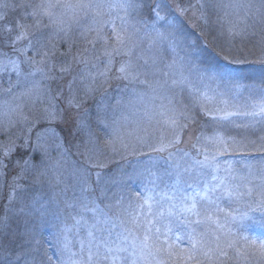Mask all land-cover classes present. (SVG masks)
Listing matches in <instances>:
<instances>
[{
	"label": "snow or ice",
	"instance_id": "snow-or-ice-1",
	"mask_svg": "<svg viewBox=\"0 0 264 264\" xmlns=\"http://www.w3.org/2000/svg\"><path fill=\"white\" fill-rule=\"evenodd\" d=\"M55 6L52 4L33 6L31 16L34 18L35 24L27 25L19 23L17 25L20 31L15 36L12 44L14 51L20 56L25 57L23 61L13 59L7 54H4V58L0 59V73L15 72L17 77H19L21 75L20 64L25 63L31 68L28 76L34 77L37 73L40 74L41 78L32 81V87L26 92L21 93V95H34L35 99L32 101V104L34 107L37 104L39 105L37 114L32 120H29L28 116L23 117L24 121L29 125V131L37 123H51L63 119V112L58 111L56 107V100L59 96L63 95V90L61 89L54 94L51 85L46 83L47 81L57 79L53 71L54 66H50L51 53L43 45L37 47L40 44L39 40L34 42L30 38L33 35L30 32V28H39L43 25L42 16H48L55 23L52 20L50 12L46 10L38 11L37 9ZM63 6L78 8L83 10L85 14L90 13L92 15L94 23L98 27L90 29V31H95L96 37L89 40L88 43L95 45L97 42H101L103 47L102 54L106 57L103 70H98L94 73L90 71L83 73L79 77V85L77 87H73L77 82V77L74 76L68 82V96L65 98L67 108L80 109L87 99L108 82L115 56L123 55L128 57L127 60L120 62L116 70L118 75L114 78L125 80L131 85H143L149 91H137L135 87L132 89L136 97L135 103L143 107V118L137 121V126L140 127L141 123H144V127L142 128L144 134L137 135L136 142L133 144L123 143L122 141L121 146L125 150L130 149L132 152L141 151L142 154L145 147L150 153L167 154L176 179L169 186L168 191L158 193V195L160 196V201L169 202L168 215L171 216L175 210L181 214L187 213L191 216L200 217V206L204 205V212L206 213L204 220L215 224L218 229H223L224 225L220 224L217 219H213L210 211V206L213 205L217 211H222L216 203L217 199H219L217 196L218 192H222L230 199L239 200L247 198L248 207L251 211L260 210L264 212V143L258 145L255 140H237L235 137H227L221 131L225 123L232 124L237 128L243 127L246 129L253 127L257 123H264V67L261 68L259 85L253 86L241 83L245 79L253 78L249 74L250 70L244 68V65L257 63L264 66V37H261L258 42L260 56L255 61L249 60L247 56H232L230 48H222L220 52H217V55L223 53L225 66L217 69L216 76H211L207 79L211 81L219 80V82L225 85L232 86L228 91L234 97L239 95L242 88L247 89V95L244 98L245 102L243 104L230 105V102L223 98L226 95L224 91L217 92L215 89H209V91L214 93V95H209L208 91H201L193 81L184 75L186 64L183 61L186 58H177L176 54L178 49L186 51L190 46L182 36V30L178 22L175 19L166 20V16L162 14L164 9L167 8L166 4L159 2L152 4L149 0H77L76 4H66ZM211 6L212 0H208L207 4L203 0H196V4L190 7L193 9V15H196V11H199V15L196 17L198 20L207 22L205 10ZM236 6L245 7L249 11L254 7L251 3ZM117 9L124 13L123 16L118 17L121 21L119 25L116 24V18L111 15ZM145 9L148 11L147 19L142 18L145 15ZM188 11L189 8L181 7L180 4L176 5L178 16H184ZM133 12L137 14L138 18L134 23H129L127 17ZM106 16L108 17L107 19H105ZM256 17L260 18V22H264V0H260V4L255 6L253 18L255 19ZM2 18L0 17V19ZM149 20L152 22L148 23ZM165 20L167 27L161 31L157 28V23ZM43 26L47 27V25ZM109 26L111 27V36L104 31ZM7 30L10 31V29ZM61 31H64L63 28H60L56 35L59 36V32ZM141 31H143L145 36L155 34V38L151 40L150 49L153 45H157L158 41L167 42L169 49L173 53L172 60L165 63L163 67H160L161 58L155 53L146 55L143 50H141L140 54L135 55L134 58V52L140 47V43L143 40V37L140 36ZM228 34L230 40H234L237 37L247 36L249 33L246 29L237 30L236 26L233 25L228 29ZM251 35H255V32H252ZM22 41H27V44L23 47H15L18 42ZM30 50L32 51V55L28 56ZM84 52H88V49L85 48ZM75 59L77 63H83L85 66L91 63L83 55ZM140 60H143V64L138 63ZM92 67H96V65L92 64ZM59 72L62 76L70 73L71 65H61ZM169 80L171 81L170 83ZM197 80L200 83H205V77L202 74L197 76ZM177 87H186L192 91L195 103L200 106L203 114L213 121L211 134L201 132L195 136L192 143L195 155L179 147L183 143V133L195 122L191 112L189 110L177 109L172 105L170 97L162 95V93ZM205 87H207L206 84ZM7 91L11 92V86ZM218 97H220L219 100H217ZM165 98L168 99V105L162 103L157 108L151 107L152 101ZM220 105L223 106L221 107ZM17 107L19 108V106ZM13 111H16V109H13ZM232 117L250 119L247 123L241 124L231 119ZM153 122L159 128L153 126L150 130L149 126H152ZM9 126H12L11 121H9ZM86 127L88 125L85 121H77L78 129ZM156 131H160L159 136L155 135ZM46 135H48L47 131L37 133L35 147L33 148V151H41L42 159L39 165L34 163L29 156H23L15 162V166L19 169V172L13 177L10 184L11 191L8 206L5 208L4 214L0 215V237L7 234V229L13 216H31L34 212H38L44 207L42 203L35 199L31 205H24L22 203L19 208L13 205L16 202V192L21 187L18 181L23 179L29 170L35 172L36 179L40 180L48 177L49 172L54 167H59V161L55 165L45 163L48 159V153L43 148L41 140ZM89 135L91 136V133ZM30 139V136L27 137L24 145H17L15 140H10L7 144H0V174H3V170L7 168L6 161L16 152L18 147H29L27 140ZM260 140L264 141V136H261ZM108 143L109 145H114L113 140H109ZM257 152L261 153L260 161L262 163L260 168L257 170L256 166L249 162L246 164L247 173L244 175H238L231 165L228 168H222L218 160L219 156L228 153L248 155ZM205 170L208 171L206 172ZM221 172L225 174L220 175ZM53 175L56 184L63 182L61 180V173L54 172ZM209 175L210 179L207 178ZM233 181L238 182L233 183ZM154 192L155 187L145 189V193L140 194V197H138V199L142 198L143 203L137 204L134 210H130L132 208L131 201H129L127 207L123 206V197L117 201V204L121 206V214L117 215L115 219L119 221L124 232H127L128 235L118 234L120 239L114 246L107 237L94 244L93 241L96 240V237L92 231V229L106 231L109 236L111 235L116 224L113 223V218L108 215L105 208L110 210L113 205L109 203L105 205V208H101L94 202H92L91 206L87 203L82 204L81 208L84 211H91L93 213L95 222L89 228L87 244L83 241L81 242V250L83 251L87 248L86 261L83 258L79 260L72 259L77 254L71 253L69 256L70 264H101L102 261H115L121 259L120 253L125 252L133 257L131 264H137V260L144 261L148 257H151L155 261V264H168V261L176 264L177 260H179L180 264H188L191 261H194V264H204V261L198 258V254L206 258L208 264H224V259L222 258H231L229 257V250L235 253V259L237 260L248 261L249 258H258L261 264H264V238L250 237L248 235L237 236V233L231 227L226 234L229 238L224 243L221 242L220 236H214L213 241L209 242L205 239L206 234L204 233H197L196 235L190 233L188 236L190 247L186 249L180 248L175 241L170 243L168 232L171 229L165 225L162 231L161 227L158 226L160 219L164 216V210L161 209L155 213L152 211L153 204L160 203V201L155 199ZM145 208H147V212L144 213L146 223L142 225L140 221L141 210ZM148 216H151V218H148ZM247 218L248 214L245 213L240 218L241 222ZM231 219L233 222H236L235 216H232ZM262 221H264V217H262ZM201 222L200 219L195 221V223ZM77 223H79V220ZM109 224L112 225L111 228L98 227L99 225L106 226ZM128 224L133 225L135 228L143 226V237L139 242H137L134 229L126 227ZM241 227H243L242 223ZM195 231V229H192L193 233ZM22 235L26 243L39 244V241L35 239L34 229L26 230ZM221 235H224V233ZM130 236L131 240H129ZM162 236L163 240H161ZM180 239V236L176 237V241ZM213 243L214 247L212 246ZM129 246L132 249L131 252L128 251ZM177 249L179 250L177 251ZM37 250L38 248L34 246L32 249H25L13 255L0 243V264H19L22 258L24 259V264H35V257L31 256V252Z\"/></svg>",
	"mask_w": 264,
	"mask_h": 264
},
{
	"label": "rangeland",
	"instance_id": "rangeland-1",
	"mask_svg": "<svg viewBox=\"0 0 264 264\" xmlns=\"http://www.w3.org/2000/svg\"><path fill=\"white\" fill-rule=\"evenodd\" d=\"M157 2L165 4L162 0H157ZM76 3L77 0H0V5H3L0 6V17H3L0 19V59L4 58V54H7L13 59H19L20 61H23L25 57L16 53L12 44L15 36L20 31L17 25L19 23L35 24V20L31 16L33 6L56 5L51 8L37 9L38 11L46 10L50 12L55 23L48 16H42L43 25H47V27L42 25L39 28H30V32L33 33L30 38L34 42L39 40L40 44L37 47L43 45L51 53L50 66H54L53 71L57 79L46 83L51 85L54 94L61 89L63 90V95L56 100L57 110L63 112V119L51 123H37L29 131V125L24 121L23 117L28 116L29 120H32L37 114L39 105L33 106L34 95H21V93L30 89L32 81L41 78L40 74L37 73L34 77L28 76L31 68L25 63L20 64L21 75L19 77H17L15 72L0 73V144H7L10 140H15L17 145H24L26 138L31 137L30 140H27L29 147H18L16 152L6 161L7 168L3 170V174H0V215L4 214L5 208L8 206L11 191L10 184L13 177L19 172V169L15 166L16 160L23 156H29L34 163L38 165L41 163V151H33L37 133L48 132V135L41 140L43 148L48 153V159L45 163L55 165L59 161V167H54L49 172L48 177L37 180L35 172L31 170L25 174L23 180L26 181V184L21 185L17 190L16 202L13 206L19 208L22 203L31 205L35 199L42 203L44 207L40 211L34 212L31 216H13L9 223L7 234L0 237V243L13 255L25 249L37 247V251L31 252V256L35 257V264H70L69 256L71 253L77 254L72 259L79 260L83 258L86 261L87 248L82 251L81 242L83 241L87 244L89 239L88 231L95 220L93 213L84 211L81 205L84 203L92 205L88 194H86L91 180L95 184L97 193L101 198V203L93 202L101 208H105L106 204L111 203L113 207L110 210L105 208V211L108 212V215L113 218V223L116 224L110 236L106 231L92 229L96 237L93 243L95 244L97 241L104 240L107 237L114 246L120 239L118 234L128 235L127 232H124L119 221L115 219L117 215L121 214V206L117 204V201L123 197L124 207H127L129 201H131L132 208L130 210H134L137 204L143 203L142 198L138 199L140 194L145 193V189L154 187L155 192L153 195L157 201H160L158 193L168 191L169 186L176 179L167 154L150 153L146 147L143 149L142 154L141 151L132 152L130 149L125 150L121 146L122 141L123 143L133 144L136 142L137 135L144 134L142 131L144 123H141L140 127L137 126V121L143 118V107L135 103L136 97L132 89L135 87L137 91H149L143 85H131L125 80L114 78L118 73L117 71L113 73V69L117 70L120 62L128 59L127 56H115L108 82L87 99L80 109L67 108L65 98L68 96V82L74 76L77 77V82L73 85V87H77L79 85V77L83 73L89 71L94 73L98 70H103L106 63V57L102 54V43L97 42L95 45L88 43L89 40L96 37L95 31H90V29L98 27L94 23L92 15L90 13L85 14L83 10L78 8L63 6ZM162 14L166 16V20L175 19L179 24V19L171 14L169 6L164 9ZM111 15L116 18V24L119 25L121 21L118 17L123 16L124 13L117 9ZM107 18L106 16L105 19ZM137 18L135 12L127 17L129 23H134ZM166 20L157 23V28L161 31L167 27ZM151 22L148 21V23ZM60 28H63L64 31L59 32V36H57L56 33ZM7 29H10V31ZM104 31L111 36L110 26L106 27ZM140 36L143 37V40L140 43V47L135 50L134 58L135 55L140 54L141 50H143L146 55L153 53L158 55L161 58L160 67L172 60L173 53L169 49L167 42L158 41V48L157 45H153L150 49V43L155 38V34L145 36L143 31H141ZM186 41L190 47L186 51L178 49L176 54L177 58H186L183 61L186 64L184 75L193 81L201 91H208L209 95H214L209 89H215L217 92L224 91L226 95L223 98L227 99L230 105L243 104L247 89L242 88L239 95L234 97L228 91L232 86L225 85L219 80H208V77L216 76L217 74L200 66L196 45L192 41ZM26 44L27 41L18 42L15 47H23ZM61 48L64 49V52H60ZM85 48L88 49L86 53L84 52ZM31 55L32 51L30 50L28 56ZM81 55L86 56L91 63L87 66L83 63H77L75 58ZM138 63L143 64V60L138 61ZM92 64H95L96 67H92ZM61 65H71V72L62 76L59 72ZM199 74L205 77V83L198 82L197 76ZM113 81H115L114 86L112 85L111 87V82ZM241 83L245 84L243 81ZM205 84L207 87H205ZM10 86L11 92L7 91ZM183 90H186L193 97V92L186 87H177L162 93V95L170 97L172 105L177 109H181L179 96ZM219 99L220 97L217 98V100ZM162 103L168 105V99H156L151 102V107L157 108ZM220 106L222 107L223 105ZM13 109H16V111H13ZM231 119L243 124L247 123L250 118L232 117ZM78 120L85 121L88 127L78 129ZM9 121L12 122V126H9ZM56 124H64L68 128L74 127L78 130L80 151L77 152L79 153L77 161L66 150L62 136L55 128ZM261 124L257 123L253 127ZM153 126L159 128L153 122V125L149 126L150 130ZM53 133L54 135H52ZM89 133H91V136ZM159 134L160 131L155 132V135L159 136ZM185 136L183 138L182 135L183 143L179 147L195 155V150L192 149L195 137H192L191 130ZM226 136L229 137L228 135ZM90 140L91 142H89ZM109 140H113L114 145H109ZM260 156L261 153L258 152L248 155L228 153L219 156L218 160L222 168H228L231 165L238 175H244L247 173L246 164L249 162L255 165L257 170L260 168L262 163ZM205 171L207 172L208 170ZM54 172L61 173L62 183H55ZM224 174V172L220 173V175ZM207 178L210 179V175ZM237 182L233 181V183ZM7 187L9 190H6ZM189 191L191 190L189 189ZM217 196L219 199H217L216 203L222 211H217L214 205L210 206V211L213 219H217L220 224L224 225L223 229H218L215 224L204 220V215L206 214L204 205L200 206V217L191 216L187 213L181 214L175 210L169 216L168 201H160L158 204H153L152 211L155 213L161 209L164 210V216L160 219L158 226L163 231L164 226L167 225L171 229L168 232L169 242L175 241L180 248L186 249L190 247L188 239L190 233L192 235L204 233L206 234L205 239L209 242L213 241L214 236H220L221 242L224 243L229 238L226 234L230 227L237 233V236L248 235L250 237L264 238V221H262L264 212L260 210L251 211L248 207L247 198L230 199L222 192H218ZM60 206L67 211L69 219L63 220L59 216ZM145 212H147V208L141 210L140 221L142 225L146 223ZM245 213L248 214V218L241 222L240 218ZM232 216L236 217V222H233ZM148 218H151V216H148ZM197 219L202 222L195 223ZM78 220L79 223H77ZM241 223L243 227H241ZM98 227L111 228L112 225H99ZM126 227L134 229L137 242L142 239L143 226L135 228L133 225L128 224ZM32 229H34L35 239L39 241L38 245L26 243L22 235L26 230ZM192 229L196 231L193 233ZM222 233L224 235H221ZM177 236L181 237L179 241H176ZM129 240H131V236ZM161 240H163V236ZM212 246H215L214 243ZM93 250L95 251V249ZM128 251H132L130 246ZM229 254L235 257V253L231 250H229ZM119 255L121 259L102 261L101 264H131L133 257L129 256L127 252ZM198 258L203 260L204 264H208L207 259L203 256L198 254ZM254 259L257 260L258 258H249L248 261L236 259V261L237 264H249ZM257 261L259 262V260ZM19 264H24L23 258ZM137 264H155V261L148 257L144 261L137 260ZM168 264H172V262L168 261ZM176 264H180L179 260H177ZM188 264H194V261L188 262Z\"/></svg>",
	"mask_w": 264,
	"mask_h": 264
},
{
	"label": "trees",
	"instance_id": "trees-1",
	"mask_svg": "<svg viewBox=\"0 0 264 264\" xmlns=\"http://www.w3.org/2000/svg\"><path fill=\"white\" fill-rule=\"evenodd\" d=\"M157 0H149L154 4ZM171 9V14L179 19V26L181 27L183 37L185 40L192 41L196 45V49L199 54V64L202 68L215 72L217 69L225 66L223 59V53L217 55V52L223 49H231L232 56H247L249 60L255 61L260 56L259 44L261 37H264V22H260V18H253L255 12V6L260 4V0H212V6L206 8L207 22L198 20L196 17L199 15V11H196V15H193V9L191 5L196 4V0H162ZM207 4L208 0H203ZM251 3L254 7L249 11L245 7H237L236 5H245ZM180 4L181 7L189 8V11L184 16H178L176 12V5ZM198 8V6H197ZM246 13H248L246 15ZM148 11L145 9L144 19H147ZM151 20H149L150 22ZM233 25L236 29H246L249 33L244 37H237L234 40H230L228 29ZM255 32V35H251ZM72 48V47H71ZM71 50V49H70ZM60 52H64L61 48ZM250 70L249 74L252 79H245L243 83L247 85H259L261 68L264 67L257 63L247 64L243 66ZM116 69H113V73ZM114 82H111L114 86ZM125 84V83H124ZM116 89V88H115ZM180 98V107L182 110H189L194 118V123L190 125L189 129L183 133L185 138L187 132L191 130L192 137L199 135L201 132L211 134L213 130V121L208 116L203 114L200 106L195 103L190 94L183 90ZM55 128L61 134L63 143L66 150L71 154L72 158L78 160V151H80V136L78 130L68 128L67 125L56 124ZM229 137H235L238 140L252 141L255 140L259 145L264 143L260 140L261 136H264V123L252 128H237L232 124H225L221 129ZM23 179L19 180V184H26ZM6 190H9L7 187ZM5 190V191H6ZM95 184L91 180L88 191L90 202L101 203V198L97 193ZM60 215L63 220L69 219L67 211L63 207H59ZM231 258H223L224 264H237L235 257L229 254ZM259 260V259H257ZM254 259L249 264H261V262ZM207 264V263H206Z\"/></svg>",
	"mask_w": 264,
	"mask_h": 264
}]
</instances>
